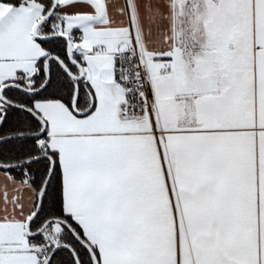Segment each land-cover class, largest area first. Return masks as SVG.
Here are the masks:
<instances>
[{
	"label": "snow or ice",
	"instance_id": "obj_1",
	"mask_svg": "<svg viewBox=\"0 0 264 264\" xmlns=\"http://www.w3.org/2000/svg\"><path fill=\"white\" fill-rule=\"evenodd\" d=\"M0 264H264V0H0Z\"/></svg>",
	"mask_w": 264,
	"mask_h": 264
}]
</instances>
